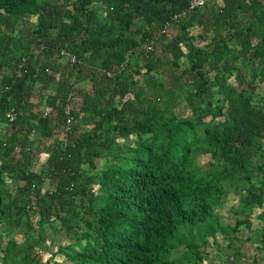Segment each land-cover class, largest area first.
<instances>
[{
  "label": "trees",
  "instance_id": "1",
  "mask_svg": "<svg viewBox=\"0 0 264 264\" xmlns=\"http://www.w3.org/2000/svg\"><path fill=\"white\" fill-rule=\"evenodd\" d=\"M189 1L0 0V225H24L0 264H43L50 228L46 264H202L264 220V0ZM231 194L247 212L223 226Z\"/></svg>",
  "mask_w": 264,
  "mask_h": 264
},
{
  "label": "rangeland",
  "instance_id": "2",
  "mask_svg": "<svg viewBox=\"0 0 264 264\" xmlns=\"http://www.w3.org/2000/svg\"><path fill=\"white\" fill-rule=\"evenodd\" d=\"M181 64L183 66L182 60ZM160 70V77L164 78L165 83L168 84L171 82L172 78L169 72L168 67H162ZM84 89H87L88 86L83 87ZM201 164L206 163L207 161H204L203 159H200L199 161ZM206 165V164H204ZM94 189L96 187L94 186ZM238 195H229L223 202V204L216 210V213L218 214L219 223L223 226L231 225L233 226L235 224V220L238 216H235V214H240L243 212H247L243 209V206L239 202ZM238 207V210H235V208ZM262 211V208L255 207L253 211L249 213V217L252 222V229L253 231L251 233H247L246 229L244 227L240 228V231L235 233L234 235H225V237H222L224 234L221 232H217L216 234V243H213L211 239H209L208 244L205 246H202V248L199 251V255H201L203 261L202 264H251L248 258H246L248 255H251V253L258 254L259 251L256 249L260 246L261 242V235L259 234V231L261 228H264V220H260L258 216L260 215ZM246 214V213H244ZM239 218H242L241 216ZM31 219L33 221L36 220V215H32ZM14 229L9 236L5 233L6 229H8L7 225L2 223L0 225L4 234V241H6L8 238H15L17 241L21 239L23 236L24 231V225L21 224V222H15ZM249 236L247 238L246 236ZM65 237L64 235H59L58 233L54 232V229H49L45 236V241L42 246L37 247V253L39 254V257L41 259V262L43 264H46L45 261L51 257L52 254L56 253V251L59 249L58 241L61 240L62 237ZM69 242H73L72 238H66ZM67 241V242H68ZM229 242H232V244H229ZM4 245V242H3ZM241 246L242 254H240V258L236 255V248ZM184 249L182 247L178 248L175 252H173L172 257H178V255L181 254V252ZM2 252L0 250V260H1ZM250 257V256H249ZM64 256H56L54 257V261L61 262ZM243 259V260H242ZM65 263V262H64ZM65 264H71V263H65ZM187 264H199V263H187Z\"/></svg>",
  "mask_w": 264,
  "mask_h": 264
},
{
  "label": "built area",
  "instance_id": "3",
  "mask_svg": "<svg viewBox=\"0 0 264 264\" xmlns=\"http://www.w3.org/2000/svg\"><path fill=\"white\" fill-rule=\"evenodd\" d=\"M208 1L209 0H190L188 8H189V10H196V9L202 8L205 6V4ZM174 18H177V16H175ZM168 25H169L168 23L165 25V29L168 28ZM149 49H151V48L149 47ZM61 55L64 57L66 62L69 63L70 65H75L78 63L76 57L74 55L67 53L66 51H61ZM72 111H73V105L70 102H68L65 106V109H64V113H65V117H66V126H65L66 130H69V127L73 121ZM7 116H8L10 121H13L15 119V112L13 110H11L7 114Z\"/></svg>",
  "mask_w": 264,
  "mask_h": 264
},
{
  "label": "crops",
  "instance_id": "4",
  "mask_svg": "<svg viewBox=\"0 0 264 264\" xmlns=\"http://www.w3.org/2000/svg\"><path fill=\"white\" fill-rule=\"evenodd\" d=\"M49 89L53 90L57 86L56 81L49 82L45 84ZM42 87V83H39L38 86L36 87V90L38 91ZM81 88H83V84L80 85ZM82 97L80 96V103H81Z\"/></svg>",
  "mask_w": 264,
  "mask_h": 264
}]
</instances>
